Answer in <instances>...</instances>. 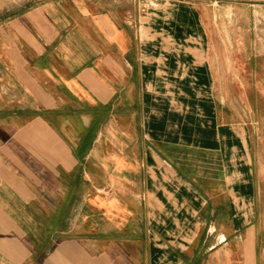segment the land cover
I'll list each match as a JSON object with an SVG mask.
<instances>
[{
    "label": "crops",
    "instance_id": "crops-1",
    "mask_svg": "<svg viewBox=\"0 0 264 264\" xmlns=\"http://www.w3.org/2000/svg\"><path fill=\"white\" fill-rule=\"evenodd\" d=\"M150 8L0 0V264H264L262 89Z\"/></svg>",
    "mask_w": 264,
    "mask_h": 264
},
{
    "label": "rangeland",
    "instance_id": "rangeland-1",
    "mask_svg": "<svg viewBox=\"0 0 264 264\" xmlns=\"http://www.w3.org/2000/svg\"><path fill=\"white\" fill-rule=\"evenodd\" d=\"M137 6L168 14L167 30L181 35L184 47L197 46L217 78L248 80V118L254 128L257 153L264 144V0H136ZM173 10V11H172ZM171 16H173L171 22ZM177 24V26H175ZM186 65L190 62L185 56ZM242 69V71H241ZM202 73V71H201ZM203 74V73H202ZM233 99H239V90ZM263 91V92H262ZM240 108V109H241ZM256 153V154H257Z\"/></svg>",
    "mask_w": 264,
    "mask_h": 264
}]
</instances>
